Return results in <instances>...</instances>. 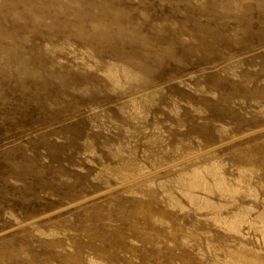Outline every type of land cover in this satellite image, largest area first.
Wrapping results in <instances>:
<instances>
[{"label": "rangeland", "instance_id": "374dc122", "mask_svg": "<svg viewBox=\"0 0 264 264\" xmlns=\"http://www.w3.org/2000/svg\"><path fill=\"white\" fill-rule=\"evenodd\" d=\"M0 264H264V0H0Z\"/></svg>", "mask_w": 264, "mask_h": 264}]
</instances>
